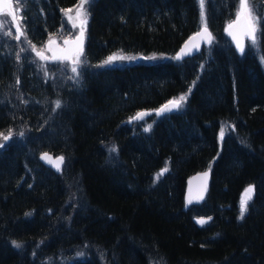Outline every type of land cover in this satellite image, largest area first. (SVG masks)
<instances>
[{
  "label": "trees",
  "instance_id": "16d2710c",
  "mask_svg": "<svg viewBox=\"0 0 264 264\" xmlns=\"http://www.w3.org/2000/svg\"><path fill=\"white\" fill-rule=\"evenodd\" d=\"M78 1H20L27 43L45 44ZM205 5L211 42L176 60L200 28L196 0H93L75 77L70 63L38 68L0 34V133L12 132L0 147V264H264V20L257 48L238 53L225 28L239 0ZM250 6L264 17V0ZM112 52L170 60L99 68ZM184 93L147 131L128 122ZM44 152L65 158L60 170ZM206 169L204 201L185 209L186 180Z\"/></svg>",
  "mask_w": 264,
  "mask_h": 264
},
{
  "label": "rangeland",
  "instance_id": "374dc122",
  "mask_svg": "<svg viewBox=\"0 0 264 264\" xmlns=\"http://www.w3.org/2000/svg\"><path fill=\"white\" fill-rule=\"evenodd\" d=\"M20 1L21 0H11L10 4H11V8L12 10H14L15 13V18H16V26L18 28V32L20 31L19 34H16V27H14L13 25V19L12 16L5 10L3 12L0 13V34L2 35V40L5 37V39L9 40V41H14V45H15V41L17 42V48L18 53L22 52L24 50L29 49L30 50V54H31V58L34 60L35 64L38 66V68L40 69H44L46 67L45 62H51L47 57L50 56V51H49V46L48 44L52 41L58 42V43H62V41L66 38H73L75 35L78 34V32L80 30L83 31L84 35H86L87 33V25H88V20H89V5L91 4V2L93 0H90V3H85L83 6H81L80 4V0L72 7L68 8V9H64L63 10V18H62V25L60 26L59 30L53 34L50 35L48 37V39L46 40L45 44H43L42 46L39 47H31L30 44L27 43L26 38L24 37V33L22 32V27H21V15H20ZM197 5H198V10H199V25L200 27H205L206 26V5L204 4V13L205 15L202 17L201 16V5L199 0H196ZM206 2V0H205ZM249 9H252V7L249 4ZM249 9H245L243 11L242 14L240 15H244L248 21L249 24ZM66 10H71V11H66ZM240 12V7L238 6L237 12H236V17H239L240 15H238V13ZM264 14V12H263ZM251 16L252 17H257L258 15L256 13H254V11L251 12ZM264 16V15H263ZM86 21V23H85ZM250 29H251V25L249 24ZM258 28V25H257ZM251 33L248 37H246V45H249L253 48H257V38L255 40V42H253L252 39H250ZM3 43L5 45L6 42L3 41ZM245 45V46H246ZM21 47V48H20ZM37 53H41V56H38ZM126 55L129 57H135V59H128V60H117L112 62L110 65H105L102 62L105 61L109 56L111 55ZM144 57H148V59H144ZM155 57V58H153ZM84 51L81 50L77 53H75L71 59L69 60H65V61H52V62H63L61 64L66 65L68 67L69 63L71 65V70L75 67L76 69H78L84 62ZM166 60H170V56L169 55H165V54H156V53H151V54H134V53H125V52H112L110 54H108L107 56H105L98 64L97 66L99 68H103V67H111V66H125V65H132L135 63H155V62H160V61H166ZM262 60V59H260ZM67 62V63H64ZM74 74L73 76L75 77L77 72H73ZM178 98V97H177ZM183 105L180 109L183 108ZM179 109V110H180ZM150 114H155L156 116H158L157 114V109L156 110H152V111H145V116L141 119H130L128 122L129 123H133L136 122V124H140V126H142L145 129H149L151 128L152 124L154 122H150L146 120V117L149 116ZM137 115V114H136ZM135 115V116H136ZM6 141H3L1 144L5 143ZM84 252H80L76 255H73L74 257L72 258L77 259V258H84Z\"/></svg>",
  "mask_w": 264,
  "mask_h": 264
},
{
  "label": "water",
  "instance_id": "95a60500",
  "mask_svg": "<svg viewBox=\"0 0 264 264\" xmlns=\"http://www.w3.org/2000/svg\"><path fill=\"white\" fill-rule=\"evenodd\" d=\"M10 2L11 0H0V13L6 10L12 16L13 25L14 27H16L17 22H16L14 11L11 8ZM230 25L231 27H229ZM16 33L17 34L19 33L18 30H16ZM225 33L232 41L237 52L242 53L245 47V36H248L251 33L250 26L248 24L246 17L244 15H240L239 17H237L233 22H231L227 26ZM210 40H211L210 30L207 27H206V31H205V27L199 29L197 32L189 36L184 41V43L180 46V48L175 54V57L177 56L178 53H182V54L180 58L176 60H182L186 57H191L195 55L201 50V48L204 45L208 44ZM84 44H85V36L81 30L73 38L64 39L62 41V44L52 41L48 44L49 50H50L49 59L53 61L54 60H69L75 53H77L78 51L84 48ZM238 44L242 46L243 50H241V48L237 46ZM183 53H186V54H183ZM173 111L174 110L166 111L162 114H168ZM144 116L145 115H143L142 117L138 119H141ZM44 153L49 154L53 159L57 157L49 152H44ZM41 160L47 166L55 170H59L56 167H54L51 163L47 162L45 159H41ZM205 173L207 175H205ZM210 177H211L210 169L197 172L188 177V179L186 180V186H185V192H184V208L185 209H187L188 207L192 205L200 204L204 201L207 195L208 189H209L210 179H211Z\"/></svg>",
  "mask_w": 264,
  "mask_h": 264
},
{
  "label": "snow or ice",
  "instance_id": "6c2138e0",
  "mask_svg": "<svg viewBox=\"0 0 264 264\" xmlns=\"http://www.w3.org/2000/svg\"><path fill=\"white\" fill-rule=\"evenodd\" d=\"M21 2H24V0H21ZM200 5H201V16L203 17L205 15L204 13V4H205V0H199ZM85 3H90V0H80V4L81 6H83ZM251 3V0H239V7H240V12L238 13V15L242 14L243 11L245 9H249V4ZM66 11H71V10H66ZM254 11V9H249V24L251 25V36L250 39L253 40V42H255L256 38L258 35H260V31L257 28V25L264 20V17H252L251 16V12ZM86 23V21H85ZM231 27V25L229 26ZM205 31H206V27H205ZM239 48H241V50H243L241 45H237ZM23 51V49H22ZM182 53H178L176 57H174V59H179ZM186 54V53H183ZM38 56L42 57L41 53H37ZM155 58V57H153ZM128 59H135V57H129L126 55H111L109 56L105 61H103L102 63L105 65H110L112 62L117 61V60H128ZM144 59H148V57H144ZM73 72H77V69L74 67ZM47 74V73H46ZM19 82V81H18ZM191 91V89H189V92ZM187 96L188 93H184L181 94L178 98H174L170 101H168L165 105H163L160 109L157 110V114H162L166 111H172V110H179L182 105L183 102H185L187 100ZM56 107H60L61 105V101L57 100L56 102ZM143 115H145V113H138L136 116L130 118V119H138L140 117H142ZM146 131L148 129H145ZM12 135L11 130H9L8 135H4L3 133H0V137H2L3 141H8L10 139ZM20 135H23V133H21ZM224 132H223V128L221 129V133L220 136L221 138L223 137ZM3 144H0V147H3ZM110 151L115 152L116 148L113 147L110 149ZM41 159H45L47 162L51 163L54 167H56L57 169H60L61 165L64 163L65 158L63 156H57L54 159L47 153H43L41 155ZM167 167L162 168L157 174H155L154 178H153V182L155 183L166 171H167ZM205 175H207L205 173ZM254 193V187L252 185H249L248 187H246L244 189V191L241 194V200L239 203V208H240V219H243L244 215L246 214V212L248 211V206H249V202L252 199ZM209 220L211 219V217L208 218ZM201 224H203L205 221L203 219H201L199 221ZM15 244V242H13ZM17 247H19V245H16Z\"/></svg>",
  "mask_w": 264,
  "mask_h": 264
},
{
  "label": "bare ground",
  "instance_id": "6f19581e",
  "mask_svg": "<svg viewBox=\"0 0 264 264\" xmlns=\"http://www.w3.org/2000/svg\"><path fill=\"white\" fill-rule=\"evenodd\" d=\"M69 8H70V7H69ZM67 9H68V8H67ZM62 15H63V10H62ZM62 18H63V16H62ZM236 18H237V17H235L234 20H235ZM234 20H233V21H234ZM233 21H232V22H233ZM230 23H231V22H230ZM230 23H229V24H230ZM229 24H228V25H229ZM228 25H227V26H228ZM227 26H226V28H227Z\"/></svg>",
  "mask_w": 264,
  "mask_h": 264
}]
</instances>
